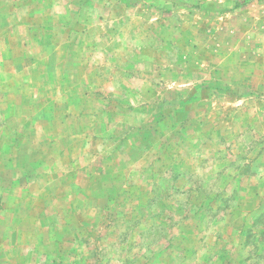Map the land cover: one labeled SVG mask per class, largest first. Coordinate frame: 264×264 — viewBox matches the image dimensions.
Listing matches in <instances>:
<instances>
[{
	"label": "rangeland",
	"instance_id": "374dc122",
	"mask_svg": "<svg viewBox=\"0 0 264 264\" xmlns=\"http://www.w3.org/2000/svg\"><path fill=\"white\" fill-rule=\"evenodd\" d=\"M0 264H264V0H0Z\"/></svg>",
	"mask_w": 264,
	"mask_h": 264
}]
</instances>
